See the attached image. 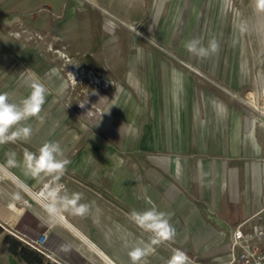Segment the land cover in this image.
<instances>
[{"label": "crops", "instance_id": "crops-1", "mask_svg": "<svg viewBox=\"0 0 264 264\" xmlns=\"http://www.w3.org/2000/svg\"><path fill=\"white\" fill-rule=\"evenodd\" d=\"M61 6L60 0H0V33L24 26L36 30L23 17ZM53 21L48 30L65 34L66 26L57 28ZM1 37L0 93L18 102L30 94L33 83L42 82L47 96L43 119L25 122L32 128L30 139L0 145V223L8 225H0V237L14 230L38 241L44 250L40 252L58 264H131L128 251L138 241L150 240V234L132 220L133 210L155 206L170 214L176 239L209 240L217 234H231L264 206V122L254 125L244 107L232 103L230 91H168L166 95L158 91L159 98L152 91L151 98L144 97L143 102L137 101L135 91H127L122 102L118 93L110 108L111 138L118 142L122 138L129 154L138 151L146 157V170L141 174L135 163H121L113 143L109 147L102 137L88 141L70 133L68 108L50 84L48 70L53 62L42 57L36 46L17 41L8 44ZM27 52L31 54L26 56ZM25 57L35 67L23 79L16 65ZM39 63L47 64V75ZM116 118L121 124H115ZM46 142L61 145L69 163L57 182L63 183L69 195L83 194L80 202L90 205L87 215L65 211L50 217L33 196L53 178L26 175L23 153H38ZM8 152L17 154L18 166H8ZM198 201L212 209L208 222L201 216ZM8 254L16 259H10L12 264L23 260ZM151 256L143 264H151Z\"/></svg>", "mask_w": 264, "mask_h": 264}, {"label": "rangeland", "instance_id": "rangeland-1", "mask_svg": "<svg viewBox=\"0 0 264 264\" xmlns=\"http://www.w3.org/2000/svg\"><path fill=\"white\" fill-rule=\"evenodd\" d=\"M60 2L56 11L41 9L35 17H23L25 24L38 30L24 26L0 36L8 44L17 41L36 46L42 57L53 62L48 70L50 84L68 108L67 126L74 136L88 141L104 138L119 151L121 163H135L137 173L143 174L146 157L138 151L129 154L122 138L120 142L111 138L110 108L118 93L122 102L127 91H135L137 101L143 102L144 97L151 98L152 91L157 98L158 91L165 95L168 91H230L232 103L242 105L254 125L264 122V11L256 9L255 0ZM53 19L57 28L66 26V35L48 30ZM192 39H199L205 47L215 39L218 51L207 58L193 55L184 46ZM20 49H16L19 54ZM27 58L16 65L23 79L34 73L35 64ZM38 66L47 75V64ZM118 121L115 124H121ZM198 203L208 222L212 209ZM7 235L0 237V264H12L10 259L16 262L8 253L11 239L18 238ZM222 235L209 240L175 237L164 241L155 246L151 264H168L177 249L187 255L188 264H235L238 247L234 248L232 233ZM24 244L40 255L31 256L35 264H58Z\"/></svg>", "mask_w": 264, "mask_h": 264}, {"label": "clouds", "instance_id": "clouds-1", "mask_svg": "<svg viewBox=\"0 0 264 264\" xmlns=\"http://www.w3.org/2000/svg\"><path fill=\"white\" fill-rule=\"evenodd\" d=\"M255 6L258 11H264V0H255ZM184 46L189 53L202 58L218 51L215 39L210 40L207 47L203 46L199 39L189 40ZM46 96L47 89L39 82L33 83L30 94L18 102H11L8 93H0V145L30 139L32 128L25 122L32 118L43 119L41 112L46 103ZM16 155L15 152L6 153L9 167L18 166ZM68 163L69 161L63 158V150L58 142L44 143L38 153L28 150L23 153L22 164L26 175L34 179L42 176L53 178V182L46 184L40 193L46 201L44 207L50 217H57L65 211L72 215L85 216L90 211L88 203L80 202L83 199L82 193L73 192L69 195L65 186L57 182L65 174ZM130 215L140 229L150 234L148 242L138 241L128 251L131 264H143L147 257L155 253V246L173 240L176 231L170 222V214L155 206L141 211L133 210ZM188 259L183 251L177 249L168 264H188Z\"/></svg>", "mask_w": 264, "mask_h": 264}, {"label": "built area", "instance_id": "built-area-1", "mask_svg": "<svg viewBox=\"0 0 264 264\" xmlns=\"http://www.w3.org/2000/svg\"><path fill=\"white\" fill-rule=\"evenodd\" d=\"M52 182V179L47 180L42 188L34 193H41L44 186ZM0 225L4 226L2 223ZM11 233L44 253V250L38 246V241L29 240L14 230H11ZM232 240L234 248L238 247L235 252L237 255L235 254L236 257L233 259L235 264H264V206L233 229Z\"/></svg>", "mask_w": 264, "mask_h": 264}, {"label": "trees", "instance_id": "trees-1", "mask_svg": "<svg viewBox=\"0 0 264 264\" xmlns=\"http://www.w3.org/2000/svg\"><path fill=\"white\" fill-rule=\"evenodd\" d=\"M1 231V227H0ZM7 240L10 239V236L6 237ZM12 244L9 247V251L18 256L19 258L29 262L30 264H35V260L31 258L32 255L38 256L39 254L36 253L34 250L30 249L26 246L22 241L18 239H11ZM40 256V255H39Z\"/></svg>", "mask_w": 264, "mask_h": 264}, {"label": "bare ground", "instance_id": "bare-ground-1", "mask_svg": "<svg viewBox=\"0 0 264 264\" xmlns=\"http://www.w3.org/2000/svg\"><path fill=\"white\" fill-rule=\"evenodd\" d=\"M33 196H34L38 201H40V203H41L42 205L45 204L46 201H44V199L41 197L40 193H39V194H35V193H33ZM43 203H44V204H43Z\"/></svg>", "mask_w": 264, "mask_h": 264}, {"label": "water", "instance_id": "water-1", "mask_svg": "<svg viewBox=\"0 0 264 264\" xmlns=\"http://www.w3.org/2000/svg\"><path fill=\"white\" fill-rule=\"evenodd\" d=\"M8 224H9L10 226H12V227L15 226V223H14L13 221H8Z\"/></svg>", "mask_w": 264, "mask_h": 264}]
</instances>
